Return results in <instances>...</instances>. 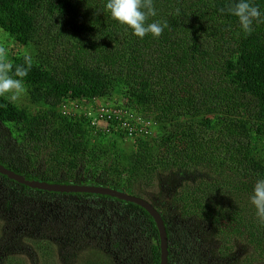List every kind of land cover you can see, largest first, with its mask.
<instances>
[{"label": "trees", "instance_id": "obj_1", "mask_svg": "<svg viewBox=\"0 0 264 264\" xmlns=\"http://www.w3.org/2000/svg\"><path fill=\"white\" fill-rule=\"evenodd\" d=\"M0 27L36 50L0 56L2 165L147 199L168 264H264V0H0ZM86 100L144 129L94 125ZM0 219V264H26L27 241L43 264H161L156 222L131 201L0 173Z\"/></svg>", "mask_w": 264, "mask_h": 264}, {"label": "water", "instance_id": "obj_2", "mask_svg": "<svg viewBox=\"0 0 264 264\" xmlns=\"http://www.w3.org/2000/svg\"><path fill=\"white\" fill-rule=\"evenodd\" d=\"M0 173L7 175L10 179H14L19 183L25 184L31 188H38L48 191L57 192H87V193H98L103 195H109L125 201H131L144 207L149 214L154 218L156 225L160 233V244H161V264H168L169 257V236L165 221L158 211V209L145 198L129 194L124 191L105 187L102 185L92 184H61V183H48L39 180L27 179L24 175L16 173L0 163Z\"/></svg>", "mask_w": 264, "mask_h": 264}, {"label": "rangeland", "instance_id": "obj_3", "mask_svg": "<svg viewBox=\"0 0 264 264\" xmlns=\"http://www.w3.org/2000/svg\"><path fill=\"white\" fill-rule=\"evenodd\" d=\"M46 48V47H44ZM36 50L30 46H22L19 43H17L14 38L11 37V35L6 32L4 29H2L0 27V56L3 55V57H10L13 55H22V54H35ZM6 93L10 92L11 96L16 100V102L22 106L24 105H29V98H28V94L25 90V88H23L22 86L20 87L19 85L15 84V83H10L9 88L5 91ZM9 94V93H8ZM98 102H101V100H99ZM86 103H90L88 102V100H86ZM94 116L96 114H93ZM156 132V130H154V133ZM125 144L127 146H129L131 144L129 139H126ZM154 191H156V188L154 189ZM160 191L155 192L156 194H160ZM4 227V221H2V219H0V245L3 242V239H5L6 243H9V235H6L3 233L2 228ZM202 232L205 234L206 237L210 238V236H212V233L202 229ZM9 234H12V232H9ZM213 240L209 239L208 240V244H212ZM26 246V251H28V253H25V256L22 255V259L25 258L26 264H43V258L41 257L40 254H38L34 247L33 244L31 243V241H27L25 242V244H23ZM253 252V248L251 245L245 243V242H240L239 239H237L235 241V249L234 252L235 254L240 253V255L242 253H247V252ZM59 261V264L61 263V258L60 256H58L56 258ZM66 260L65 256L63 261ZM4 261V257L0 258V262ZM49 261H53V260H49ZM62 261V262H63ZM49 262V264H53Z\"/></svg>", "mask_w": 264, "mask_h": 264}, {"label": "built area", "instance_id": "obj_4", "mask_svg": "<svg viewBox=\"0 0 264 264\" xmlns=\"http://www.w3.org/2000/svg\"><path fill=\"white\" fill-rule=\"evenodd\" d=\"M78 109V108H76ZM75 109V110H76ZM74 110V111H75ZM67 112H70L69 110H67ZM85 112L90 115L91 117H93V124L96 125L98 124V118H109L111 119L113 116H115L117 119V121H120V125L123 128H127L129 127L128 131H126L127 133V137L132 136L133 131H135L137 128H139V131H142L144 129V127L139 126L138 122H134L128 119H125L123 117H120L121 114L124 112L126 113V111L119 110V109H111L108 108L106 106H92L90 105V103H88V106L85 107ZM93 114H96L95 116ZM98 117V118H97ZM110 131V130H108Z\"/></svg>", "mask_w": 264, "mask_h": 264}]
</instances>
